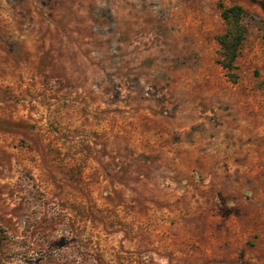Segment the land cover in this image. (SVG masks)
Segmentation results:
<instances>
[{"label":"rangeland","instance_id":"rangeland-1","mask_svg":"<svg viewBox=\"0 0 264 264\" xmlns=\"http://www.w3.org/2000/svg\"><path fill=\"white\" fill-rule=\"evenodd\" d=\"M0 264H264V0H0Z\"/></svg>","mask_w":264,"mask_h":264},{"label":"trees","instance_id":"trees-1","mask_svg":"<svg viewBox=\"0 0 264 264\" xmlns=\"http://www.w3.org/2000/svg\"><path fill=\"white\" fill-rule=\"evenodd\" d=\"M220 15L225 22L224 31L216 39L220 45L221 58L219 63L226 69L232 81L237 76L232 72L235 67V59L244 38L246 37L247 27L243 22L245 10L239 4L225 6L219 3Z\"/></svg>","mask_w":264,"mask_h":264}]
</instances>
